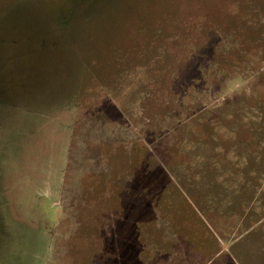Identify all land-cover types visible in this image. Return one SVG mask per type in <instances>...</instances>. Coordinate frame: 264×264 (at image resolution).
<instances>
[{"label": "rangeland", "instance_id": "obj_1", "mask_svg": "<svg viewBox=\"0 0 264 264\" xmlns=\"http://www.w3.org/2000/svg\"><path fill=\"white\" fill-rule=\"evenodd\" d=\"M263 147L264 0H0V264H147Z\"/></svg>", "mask_w": 264, "mask_h": 264}, {"label": "crops", "instance_id": "obj_2", "mask_svg": "<svg viewBox=\"0 0 264 264\" xmlns=\"http://www.w3.org/2000/svg\"><path fill=\"white\" fill-rule=\"evenodd\" d=\"M229 189L220 202L218 193L201 199L200 185L178 188L177 202L164 201L161 238L149 232L146 263L264 264V188Z\"/></svg>", "mask_w": 264, "mask_h": 264}]
</instances>
